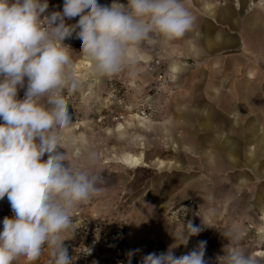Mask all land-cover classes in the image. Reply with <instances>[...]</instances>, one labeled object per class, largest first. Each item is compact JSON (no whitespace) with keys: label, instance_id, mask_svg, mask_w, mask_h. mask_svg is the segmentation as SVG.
I'll return each mask as SVG.
<instances>
[{"label":"crops","instance_id":"crops-1","mask_svg":"<svg viewBox=\"0 0 264 264\" xmlns=\"http://www.w3.org/2000/svg\"><path fill=\"white\" fill-rule=\"evenodd\" d=\"M56 4L62 10L59 0H53L50 9ZM183 4L194 17L193 27L179 39L160 36L162 55L155 51L159 45L153 34L150 41L130 47L134 69L102 77L80 52L81 45L70 52L69 73L74 71L81 83L77 91L63 92L71 104L67 153L77 166L84 165L88 152L97 154L90 171L101 177L97 184L101 192L74 210L75 231L68 233L72 239L65 244L79 243L86 230L105 233L124 227L128 246L155 245L165 252L176 243L173 231L179 235L183 222L191 220L202 231L190 237L187 246L176 247L174 254L184 255L206 241L207 262L218 257L223 242L227 254L234 249V230L240 222L238 239L249 237L245 224L251 223L257 224L258 243L264 238V0H183ZM155 58L163 60L168 85L190 76L182 97L192 100L168 101L161 121L141 120L128 108L154 83L150 62ZM145 72L150 82L137 84ZM121 91L125 101H118ZM117 116L124 118L114 120ZM150 146L157 150L143 152ZM158 150L173 155L160 159ZM138 168L156 173L146 188L136 193L123 190V171ZM241 197L242 208L236 210L235 200ZM188 202L189 206H180ZM226 232L231 236L225 237ZM244 253L262 257L261 251ZM49 259L51 255L43 264Z\"/></svg>","mask_w":264,"mask_h":264},{"label":"clouds","instance_id":"clouds-1","mask_svg":"<svg viewBox=\"0 0 264 264\" xmlns=\"http://www.w3.org/2000/svg\"><path fill=\"white\" fill-rule=\"evenodd\" d=\"M48 9V0H0V200L7 197L13 212L3 219L0 264H14L21 256L31 264L45 246L50 264H74L64 243L75 231L74 210L101 192V177L90 171L95 152L86 154L83 166L69 162L65 135L71 116L63 92L77 91L81 82L69 73L73 50L64 41L75 34L94 71L112 77L134 69L130 47L150 41L152 34L168 41L182 38L194 23L183 0H63L62 10ZM201 231L191 220L183 222L179 235L172 233L175 244L142 256L139 264H207L206 241L174 254ZM140 251L129 250L127 264ZM222 258L223 264H255L240 249Z\"/></svg>","mask_w":264,"mask_h":264},{"label":"rangeland","instance_id":"rangeland-1","mask_svg":"<svg viewBox=\"0 0 264 264\" xmlns=\"http://www.w3.org/2000/svg\"><path fill=\"white\" fill-rule=\"evenodd\" d=\"M59 1H63V0H59ZM221 0H218V2H220ZM53 0H48L49 3V9L48 12H51L52 8L50 9L51 5H52ZM155 40L158 42V47L155 50L156 52H159V55H162L161 51H160V36L157 34H153ZM157 55V56H159ZM182 62V60H181ZM143 65V64H142ZM144 66V65H143ZM150 66L152 69V75L154 76V83L150 84L149 88H147L146 93L144 95L141 96V98L137 99L135 102H133L131 105H129L130 111L128 112L129 114H133V115H138L140 118L143 119H151L153 121H161L163 119V112H166L165 110H167V104L168 101H191L192 98H184L182 97V94L185 91V88H188V79L190 76H188L186 79H181L177 81V83H175V86L172 85H168L167 83L164 82V66H163V60L162 59H152V61L150 62ZM262 74H264V69L261 70ZM193 73V72H190ZM189 75V74H188ZM194 75H196V73H194ZM150 75H148V73H144L140 76L141 80L137 81V84H145V82H150ZM125 77V75H124ZM128 82L131 81L130 78H127ZM200 79V77L198 78V80ZM195 86V85H194ZM202 84H199V90H200V101H203V97L202 95ZM189 90V89H188ZM193 90V89H192ZM194 91H191V93L194 94ZM125 91H121L120 92V96L118 98L119 101H125ZM192 94V95H193ZM191 99V100H190ZM126 104V103H125ZM128 104V103H127ZM128 107V105H127ZM141 111H145L146 117H142L140 116V112ZM123 117V116H122ZM124 118V117H123ZM123 120V119H122ZM121 120V121H122ZM75 120H72V122H74ZM119 121V120H118ZM153 136V135H152ZM154 148H157L155 146H150L147 150L143 151V152H147V153H153ZM128 152H142V151H137L136 149H129L127 150ZM173 153V152H172ZM145 154V153H143ZM173 154L169 155V150H158V157L160 159H169L172 157ZM156 172L154 170L147 169V168H138L135 171H129V170H124L123 174H124V180L122 183V189L123 190H128L130 191H135L134 193H136V191H138L139 189L142 190L144 188H146V186L149 183V179H152V175H154ZM136 176V178H134L135 180H129L130 177ZM133 181V182H132ZM113 184V182H112ZM4 201L8 202L7 197H5L3 199ZM9 203V202H8ZM242 203H243V199L242 197L239 199L235 200V208L236 210L242 208ZM190 202L182 204L180 206H189ZM115 214V213H114ZM253 215V214H252ZM184 215H182V220L184 219ZM112 219V218H111ZM114 220V219H112ZM225 224V223H224ZM240 226V228H239ZM241 222L240 224H238L234 230V243H233V247L234 249H240L243 252H245V250L247 251L250 250V253H255V252H262V257L259 258H252L255 261V264L258 263H264V238L261 239L260 243H258L259 237L256 234V226L257 224H253L251 223L250 225L245 224L246 226V231H247V236H249L248 238H246L245 240H243L242 237H240V239H238V237L240 236V232H242L241 230ZM238 227V228H237ZM118 230H121L122 233L125 235V229L124 227H120L117 228ZM3 231V225L0 223V232ZM230 237V236H229ZM238 239V240H237ZM244 241V242H243ZM218 252L219 255L218 257H214L213 261H207V264H223V255H227V247H226V243L223 242V244L219 245L218 247ZM50 257V249H48L47 246H45L42 250V254L39 257L38 260L31 262V264H43L44 263V259ZM14 264H29V262L26 260L25 257L21 256L19 257Z\"/></svg>","mask_w":264,"mask_h":264},{"label":"built area","instance_id":"built-area-1","mask_svg":"<svg viewBox=\"0 0 264 264\" xmlns=\"http://www.w3.org/2000/svg\"><path fill=\"white\" fill-rule=\"evenodd\" d=\"M61 4H56L52 7V11H59ZM79 17L68 21V23H75ZM71 49L75 48L77 45H81L82 41L73 37L68 38L64 41ZM18 98H24V89L18 91ZM64 98L68 105V110L70 113V101L67 96ZM119 101V100H118ZM130 110V108H128ZM140 116L146 117L145 111L140 112ZM122 116H117L114 120H122ZM12 217L13 212L10 204L4 200H0V223L3 225L4 217ZM69 249V254L72 256L74 264H127L126 253L129 250L141 249L133 258L132 264H139L142 256L147 255L151 252H164L158 246H148V247H130L125 242V235L121 230H110L101 233L100 231H89L84 232L83 240L79 243L65 244ZM49 259L47 264H50Z\"/></svg>","mask_w":264,"mask_h":264},{"label":"bare ground","instance_id":"bare-ground-1","mask_svg":"<svg viewBox=\"0 0 264 264\" xmlns=\"http://www.w3.org/2000/svg\"><path fill=\"white\" fill-rule=\"evenodd\" d=\"M103 1H104V0H103ZM173 74H175V73H173ZM137 117H138L139 119H141V120H146V119L140 118L138 115H137ZM133 119H134V118H133ZM148 121H149V120H148ZM133 161H134V163H136V164L139 163L137 159H134ZM261 232H264V231H261Z\"/></svg>","mask_w":264,"mask_h":264}]
</instances>
